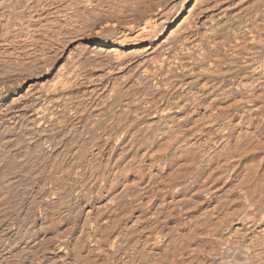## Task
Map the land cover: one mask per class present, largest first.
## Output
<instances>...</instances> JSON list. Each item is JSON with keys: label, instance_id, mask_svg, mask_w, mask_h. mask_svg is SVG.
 <instances>
[{"label": "bare ground", "instance_id": "obj_1", "mask_svg": "<svg viewBox=\"0 0 264 264\" xmlns=\"http://www.w3.org/2000/svg\"><path fill=\"white\" fill-rule=\"evenodd\" d=\"M0 264H264V0H0Z\"/></svg>", "mask_w": 264, "mask_h": 264}]
</instances>
